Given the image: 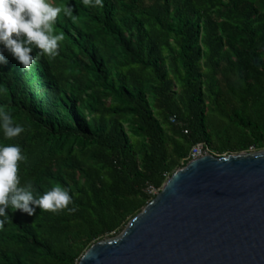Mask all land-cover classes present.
Here are the masks:
<instances>
[{
  "label": "trees",
  "instance_id": "1",
  "mask_svg": "<svg viewBox=\"0 0 264 264\" xmlns=\"http://www.w3.org/2000/svg\"><path fill=\"white\" fill-rule=\"evenodd\" d=\"M55 2L73 8L55 22L58 56L25 70L5 50L0 109L24 131L0 129V143L22 146L21 185L60 184L76 211L8 209L0 264H77L197 143L215 155L264 148V0Z\"/></svg>",
  "mask_w": 264,
  "mask_h": 264
},
{
  "label": "water",
  "instance_id": "2",
  "mask_svg": "<svg viewBox=\"0 0 264 264\" xmlns=\"http://www.w3.org/2000/svg\"><path fill=\"white\" fill-rule=\"evenodd\" d=\"M77 264H264V148L189 160Z\"/></svg>",
  "mask_w": 264,
  "mask_h": 264
},
{
  "label": "clouds",
  "instance_id": "3",
  "mask_svg": "<svg viewBox=\"0 0 264 264\" xmlns=\"http://www.w3.org/2000/svg\"><path fill=\"white\" fill-rule=\"evenodd\" d=\"M83 4L102 7L103 0H83ZM62 11L70 16L73 8L55 6L49 0H0V65L8 63L5 50L25 70H30L40 56H58L64 34L56 32L55 22ZM0 129L9 139L24 131L23 126L3 109H0ZM26 160L21 145L0 143V227L9 216L8 209L20 210L29 216L35 215L37 207L52 212L76 211L69 207L74 203L72 194L60 184L43 195L34 194L31 181L21 185L20 162Z\"/></svg>",
  "mask_w": 264,
  "mask_h": 264
},
{
  "label": "built area",
  "instance_id": "4",
  "mask_svg": "<svg viewBox=\"0 0 264 264\" xmlns=\"http://www.w3.org/2000/svg\"><path fill=\"white\" fill-rule=\"evenodd\" d=\"M170 120L172 122H175L174 117H171ZM206 153H210V151L207 149V147L203 143H197V144L192 146V148L189 152L188 158H189V160H191V159H194V158L199 157V156L206 154ZM149 192L156 194L158 191H156L153 187H150Z\"/></svg>",
  "mask_w": 264,
  "mask_h": 264
},
{
  "label": "rangeland",
  "instance_id": "5",
  "mask_svg": "<svg viewBox=\"0 0 264 264\" xmlns=\"http://www.w3.org/2000/svg\"><path fill=\"white\" fill-rule=\"evenodd\" d=\"M49 2L52 3L53 5L56 4L55 0H49ZM254 150H256V149H251L250 151H254Z\"/></svg>",
  "mask_w": 264,
  "mask_h": 264
}]
</instances>
